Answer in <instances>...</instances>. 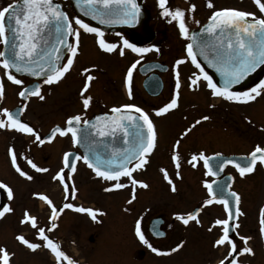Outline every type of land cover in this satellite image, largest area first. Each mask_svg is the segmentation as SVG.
<instances>
[{"label":"snow or ice","instance_id":"snow-or-ice-1","mask_svg":"<svg viewBox=\"0 0 264 264\" xmlns=\"http://www.w3.org/2000/svg\"><path fill=\"white\" fill-rule=\"evenodd\" d=\"M254 5L258 8L261 15L254 12L241 10L233 7L219 8L211 12L208 22L200 29L207 39H214V44L206 42V38H201L196 32H192L190 36L189 27L186 22V11L194 13L196 4H191L186 10L180 7L170 8L168 0H157L158 8L161 10L160 15L168 18L169 23L175 22L179 35L191 41L186 44V55L176 59L173 65L175 90L168 103H165L158 109H153L155 115L161 116L167 114L170 110L177 109L179 106L181 74L179 66L186 61L191 62L197 69L188 77V88L190 90H198L203 86L210 91L212 97L222 99L228 102L249 103L254 102L258 97L264 94V80H261L255 87L245 91L233 90V85H237L245 76L252 72L256 67L264 65V2L262 0H253ZM76 4L80 11L86 16H90L92 20H98L100 24H129L135 22L140 13V5L137 0H76ZM119 5L114 9L112 5ZM206 6L214 8L212 0H207ZM196 24L200 21L195 20ZM93 34L96 37V44L100 50L106 53H114L119 50L121 56L124 55L125 48L137 53L143 58V54L150 51H159L155 45L151 47H138L134 43H130L127 39L122 38V46L114 42H108L105 39V31L100 27H96L86 22L79 16L69 18V15L63 10L62 6L56 0H11L5 6L0 7V44H3L6 51L0 50V67L4 70L6 79L20 86L18 96L25 101L29 97H36L40 101L45 100L42 94L41 84L33 83L31 86L25 84L23 79L18 78L17 74H27L31 77H38L43 80L44 84L52 85L59 83L67 73L72 69L76 57L80 52L81 32ZM11 32L9 37L8 33ZM55 35V40L50 38ZM71 38V39H70ZM201 48V55L208 62V66L215 68L221 76V82L217 83L213 76L210 75L201 62L197 59V52L194 48ZM209 51L214 53L212 58L207 54ZM66 55V61L64 59ZM139 60L134 61L127 69L124 84L128 97L133 96V71L139 64ZM95 66L93 65L92 68ZM91 68L82 69V75L85 76L83 86L79 90L80 99L83 109L87 110L93 101L91 95H86L91 87L92 81L96 77L90 74ZM4 77H0V100L4 98L5 86ZM27 107L25 103L15 111L8 108L0 109V129L15 130L21 134H27L34 137L33 143L43 145L46 141L51 142L53 138L59 134L61 137H71L73 145H81L86 151L83 155L75 152H64L63 167L56 172L52 179L59 180L63 185L65 193H69L72 199L75 198L77 189L74 183H66L65 170L70 169L67 173V180H72V174L77 171V161H82L95 177L104 181H115L104 191H112L117 189H125L129 185L132 188L131 198L127 201L132 204L136 199L137 186L148 189L149 184L143 180L134 177V172L144 170L150 163L149 157L157 147L158 133L155 124L149 113L143 108L133 103H125L119 106H113L109 115L105 113L98 115L94 120L83 119L81 114L70 115L65 121V125H55L45 137H41L40 132L36 128L30 126L29 123L21 119L24 109ZM214 107V105H210ZM210 119L208 115H201L193 124L185 128L180 137H186L201 122ZM245 119H248L245 117ZM97 137H116L118 133H122L125 147L120 149L113 148L111 151L107 149H99L97 146L103 144V140ZM180 140L177 139L171 146V162L175 168L177 178L181 176V153L179 151ZM11 158V164L15 171L21 176L31 181L32 175L27 171H23L17 163L18 153L13 147L7 149ZM22 155V154H21ZM213 156L216 158L212 163ZM213 156H208L204 151L194 152L191 154L187 163L195 168L198 163L203 162L205 175L217 177L218 179L209 182L203 181V186L207 190L208 198L202 202L203 206H210L214 202L223 206L226 218H217L214 220L209 231L215 226L221 227V234L213 243V247L228 246L227 254L219 261V264H241L239 257L247 254L254 255V249L249 246V242L253 239L249 235H240L236 229L240 227L239 217L245 213L241 210V194L232 189L229 176L227 180L223 179L221 174L226 165H233L239 173L240 177L251 174L255 171L257 163L264 165V147L257 145L250 153L241 156L239 161L234 158H222L221 153L216 152ZM27 164L31 169L39 173H46L48 168L39 167L32 159L25 157ZM163 173L164 180L170 186L172 192L177 191L176 184L170 177L167 169L160 168ZM127 178L128 183H122L121 178ZM0 189H7V196L12 198L13 192L6 184L0 183ZM49 205L52 201L47 197H42ZM69 197L66 196V199ZM64 209H74L80 213L88 214L93 221L97 220V214L103 215L100 209L93 210L89 207L76 206L73 203H64L60 208V212ZM127 210V209H126ZM13 209L4 204L0 207V218L6 213H11ZM201 208H196L187 214H175L176 219L183 222L185 226L190 221L200 224L198 213ZM259 234L264 238V206L259 209ZM57 210L52 208L51 227H38L37 217L30 215L26 210L23 218L20 220L21 225L30 223L33 229H38L37 235L44 242V246L54 253L57 264L61 260H66L68 264H74L63 251L59 249V245L54 243L46 234L57 227L55 223ZM238 237L242 245L238 244L233 238L232 233ZM135 234L140 241L157 254L161 253L159 249L154 247L148 239L145 238L141 231L140 220L135 222ZM157 236H164L165 233L156 230ZM16 240L25 245L28 249L35 251L41 247V244L30 242L24 235H18ZM183 241L176 244L170 249L175 252L183 246ZM10 253L5 247L0 246V264H10Z\"/></svg>","mask_w":264,"mask_h":264},{"label":"rangeland","instance_id":"rangeland-1","mask_svg":"<svg viewBox=\"0 0 264 264\" xmlns=\"http://www.w3.org/2000/svg\"><path fill=\"white\" fill-rule=\"evenodd\" d=\"M58 1L64 5L69 17H73L74 12L69 5V1ZM10 2L11 0H0V7ZM212 2L214 8H208L206 6L207 0H168V6L173 9L180 7L186 10L191 4H196L197 7L194 13H188L186 11V22L189 31L202 25L211 15V12L219 8L233 7L254 12L258 16L261 15L258 8L254 5L253 0H212ZM144 3L150 9L158 7L156 2H151L150 0H145ZM156 13H159L160 19L153 26H155L156 37L159 38L156 42L160 45L161 50L159 54H145L143 58H140V62L159 55V58L171 66L172 59L174 58L173 54H178V59L186 55L185 47L189 43V39L179 35V30L175 22L166 23L163 20L165 17L160 15V11ZM195 20L200 21V23L196 24L194 22ZM147 24H152V19L147 20ZM86 40L90 39L88 38ZM162 50L163 54L160 55ZM88 53L82 46L80 60L74 63V71L80 65L84 64L82 59L84 60L85 58L91 59L86 61V64L94 63L96 67L104 65L100 63V57L93 56V52ZM131 58H124L121 61L116 56L108 57L109 63L106 66L108 70L107 78L110 76L117 78L119 76V73L116 71L117 67L122 66V63L125 66ZM183 66H187L190 69L192 67L190 60L180 65V68ZM74 71H71L59 85L60 118L64 114L70 113L69 109L72 106V101H74L71 90H80L82 87L80 82H76L75 79L71 78ZM165 78L171 80V73H166ZM201 86H203V83ZM199 94L203 96L201 95V98L194 96L195 98L191 100L192 102L183 100L179 103L178 108L174 110V114L172 115L174 118H181V112L186 111L190 114L192 111L194 115L192 121H195L199 112L202 111L214 118L215 124H211L212 119H210L201 125H197L193 129L194 135L196 133H204L205 136L200 140L201 142L198 141L199 143L197 142L195 144L193 150L204 151L207 155L209 153L213 154V151L230 152L250 149L252 144L257 141L255 137L259 134L258 129L262 130L264 128V94L254 102L245 104L236 102L229 103L222 99L211 98L209 91L204 86L200 87ZM86 95H89L88 92ZM210 105H214L215 108H210ZM92 108H95L93 104ZM29 117H33V115ZM245 117L248 119H245ZM234 122L235 124H233ZM214 125L215 134L207 138L205 132L210 126L212 128ZM218 135L220 138H218ZM227 138L231 142L235 141L234 146L230 147L225 143ZM61 144L60 151L65 145L63 141H61ZM153 164L154 162L151 163L147 170L153 169ZM182 169L185 170V167ZM167 171L169 173V167H167ZM226 172L235 175L228 168ZM184 173L185 181L177 185L173 172H170L169 175L179 191L178 195L174 193L172 197L167 194L164 195L163 191L167 187L161 178L159 176L157 178L151 175L149 176L147 171V175L145 173L141 176V179H144L149 184V188H140L142 199L139 208L147 207L149 203H155L157 209H160L159 204H162V206L166 205L163 207H166L169 212L174 214L175 212L184 211L192 205L203 202L204 199L208 198L206 189L203 186V181L208 179L206 175L204 174L203 181L200 182L198 177L200 174L199 171L196 172L188 166V171L185 170ZM4 175H7V172ZM16 175L15 173H10L9 176H5L4 181L6 184L11 182L13 176L16 178ZM253 179L254 177L237 179L235 186L232 187L234 191L241 194L242 200L240 208L245 213L244 216L239 217L240 227L236 231L240 235L253 237L249 242V246L254 249V255L245 254L239 257L238 259L241 264H264V238L259 234L258 223L259 209L261 206H264V188H262L260 176L259 183L255 184L258 187L254 190L253 188L251 189L250 186L253 184L251 182ZM18 180L20 181V185L15 188L10 186L13 191H16V201L21 200L24 196L23 193L29 187L26 181L23 183L22 178ZM72 181L77 189L76 199L72 203L76 206L89 207L93 210L100 209L104 213L103 215L98 213L97 220L93 221L88 214L70 209V212L64 213L59 217L55 229L50 232L46 231L52 240L58 238L59 241L54 243L59 244L60 249L72 257L75 264H219V261L227 254V245L213 247L215 239L221 234V227L215 226L211 231L208 229L213 225L215 219L225 218V213L220 205L212 204L202 208V217L199 218L200 224H193L187 229H183V227H179V229L172 228L167 238L169 242H150L161 253L168 252V254L153 253L149 249L140 259L133 258L132 253L134 255V248L137 246L142 248L146 247L142 242L137 244L135 241H132V211L129 212L128 209H122L118 194L113 192L101 193L100 182L89 172V169L83 163L77 165V171ZM47 184L45 183L44 185V193L46 194L43 196H47L52 201V205H49L44 199L37 202L35 196H30V191L24 193L26 194V198L21 205V208L23 206V211L26 209L31 212L30 215L37 217L38 227H45L46 229L49 225L47 211H50L52 207L58 208L62 201L65 200L62 197L64 195H61V189H57L55 184L47 187ZM181 191L182 193H180ZM15 206L18 207L16 208V212L20 213V210L22 211L19 207L20 204L17 203ZM123 215L127 216V218ZM20 216L18 214L17 219L11 221L12 217L8 215L4 221L5 224L0 225V246L5 247L10 253L14 254L11 257L10 264H57L54 253L46 248L42 239L38 237V229H33L30 223H25L24 225L19 224ZM21 234L30 242L41 244V247L35 251L28 249L16 240V237ZM232 236L238 244L242 245V242L235 236V232L232 233ZM145 238H147L146 233ZM181 241L184 242L181 248L175 252L169 251ZM60 264L66 263L61 260Z\"/></svg>","mask_w":264,"mask_h":264},{"label":"flooded vegetation","instance_id":"flooded-vegetation-1","mask_svg":"<svg viewBox=\"0 0 264 264\" xmlns=\"http://www.w3.org/2000/svg\"><path fill=\"white\" fill-rule=\"evenodd\" d=\"M144 1L145 0H141L148 15L146 17L145 22L137 30L133 31L132 33L105 31V39L108 42H114L121 46H122V38L127 39L130 43L136 44L138 47H151L152 45H155L157 48H159L158 52L153 50L145 54H159L161 47L156 42L159 40V38L156 37V33L154 29L155 26L153 25L154 23L157 22V20L160 19L159 13H156V12L161 11V10L158 7H156L155 9H150L147 6V4L144 3ZM150 1L157 3V0H150ZM150 19H152V24H147V20H150ZM163 20L166 23L169 22L168 18H164ZM85 38L86 39L89 38L90 40H86ZM82 46L89 53L93 52V56L100 57V60H101L100 63L105 65V66L101 65L100 67H96L94 63L86 64L85 62L91 59L85 58L84 60L82 59V61H84V64L80 65L76 71H74L73 69L74 65L72 69L70 70V72L74 71L73 72L74 74L71 75V78L75 79L76 82H80L82 86H83L84 79H85V76L81 74L83 68L85 67L91 68L92 71L90 74L96 77V79L92 81L91 87L88 91V94L93 97V101L87 110L83 109L82 101L79 95V90H71V93L74 96V101H72V106H70V109H69L70 113L64 114L63 117L60 118L59 85L70 72L67 73L65 77L59 83L52 84V85L44 84L42 79L37 80L36 82H39L41 84V91H42V94L45 95V100L40 101L36 97H29L27 101H25L23 98L19 99L18 92L20 90V86H17L9 82L6 79V77H4V70L2 67H0V77H4L5 92H4L3 100H0V109L8 108L11 111H15L17 107L20 108L25 103H27V107L24 109L21 115V119L24 122L29 123L30 126L36 128V130L40 132L41 137L43 138L47 134H49L50 130L55 125L64 126L67 117L70 115L81 114L82 121H83V119L89 120L99 114L108 113L109 115H111L112 114L111 108L113 106H119L125 103L136 104L137 106L143 108L146 112L149 113V116L153 120L157 133H158V141H157L156 149L154 150L152 155L149 157L150 163L146 166L144 170L134 172L133 174L134 177L138 180L144 181V179H141V176L144 175L145 173L147 175V171H148L149 176L151 175L156 178L157 176H159L162 182L167 187L165 191H163V193L164 195L167 194L168 196H172V194L174 193L178 195L179 191L178 189L176 192H172L171 190H169L170 186L165 180H163L164 179L163 173L160 171V168L167 169V167H169V174L170 172H173L174 177L176 178L175 182L177 183V185L178 183L181 184L182 182L185 181L184 171L185 170L188 171V166L190 169H193L196 172L199 171L200 172V174L198 175L199 180L200 182L203 181V177H204L203 162L201 161L200 163L197 164L195 168H193L191 167V165L187 163V160L190 159L192 153L199 152L196 149L193 150V147L198 141L202 140L205 137L204 133H200V134L196 133V135H194L193 133L194 131L192 130L186 137H183V138L180 137V133L185 128L193 124L194 122L192 121L194 119L193 112L191 111V113L189 114V112L184 111L180 113L181 118H174V116L172 115L174 114L175 109L170 110L167 114H164L161 116L155 115L153 111V109H158L159 107H162L165 103H168L171 96L174 94L175 79H174L173 65H174L175 60L178 59V54H173L174 58L172 59L171 66H169V64H167L166 61L159 58V55L150 57L142 62H139V64H137L136 68L133 71V86H132L133 96L130 99L126 92L124 78H125L128 67L134 61H137V60L140 61L141 56L137 53L132 52L130 49H127V48H125L123 56L119 54V50L111 54L103 52L102 50L98 48L96 44V37L93 34H87L82 31L80 52L78 56L76 57L75 61L79 62L80 60ZM168 49H165V50H168ZM125 52L128 54H126ZM145 54H143V56H145ZM162 54H163V50L160 55ZM114 55L116 56L118 60L120 59L121 61L124 58H129V57H132V58L129 60V62L125 64V66H123V63H122V66L117 67L116 71L119 73V76L117 78L116 77L114 78V76H110L107 78L108 70L106 69V66L109 63L108 57H115ZM64 59L66 61V55ZM146 62H159L160 64H157L158 68L165 67L164 71H160L158 69L154 70V73H158L161 78L160 90L158 91L157 94H154L152 92H156V90L158 89L155 88L154 90L150 92V90L145 89L142 85L145 80L149 79L150 77L149 75H151L150 73L144 76L140 75L139 67L141 64L146 63ZM93 65L95 66L94 68H92ZM191 65L192 67L190 69L187 66H183L181 68L179 66L182 86L180 89V98H179L178 103H181L183 100L185 101L194 100L195 98L194 96L201 98L202 94H199L200 88L195 91L190 90L188 88V83H189L188 77L191 76L193 72L197 71L195 66L193 64ZM263 69L264 67L257 73V75L250 81V83L247 86L239 87L234 90L245 91L249 88L255 87L256 84H258L261 80H264ZM168 72L171 73V80H168L165 78V75ZM18 78L23 79L26 85L34 82L33 79H29L27 77L18 76ZM209 96L211 98H214L211 96L210 91H209ZM231 103H234V102H231ZM92 104L95 106L94 109L92 108ZM242 104H245V103H242ZM5 105L6 107H4ZM210 108H215V106L210 107ZM201 112H199V114L197 115L196 117L197 119L201 115L210 116L206 112H202V113ZM31 115H33V117H29ZM0 118H5V117H2V115H0ZM210 119H212L211 124H215L214 118L210 116ZM201 124H203V122H201L200 125ZM233 124H235V122ZM258 132L259 134L255 137L257 141L254 142L252 144V147L248 150L241 149V150H234L230 152L229 151L228 152L213 151V153L222 152L225 154L247 155L257 145H259L260 147H264V128L262 130L258 129ZM214 134H215V125L212 128L210 126L205 132V135L207 138L210 136H213ZM218 138H220L219 135H218ZM177 139L180 140L179 151L182 157L181 168H180L181 176L179 178H177L175 175L176 170L170 159L171 146ZM33 140H34V137L29 136L27 134H21L19 132H16L15 130H10V129H0V183L6 184V182L4 181L5 176H9L10 173L17 174L16 178L13 176L11 182L9 184L7 183L6 185H8V187L13 186L15 188L16 186L20 185V181L18 179L22 178L23 183L26 181V183L29 185L27 191L24 193H28L30 191L31 192L30 196L31 197L35 196L37 202L40 200H43L42 197L43 195L46 194L44 193L45 183H48L47 187L53 186L55 184L57 189H61V195H64L62 197H64L65 199L58 206V208H61L63 204L66 202L72 203V201H75V198L72 199L70 197V190H69V193H65L64 187L59 182V180L54 181L52 179V176H54L56 172L59 171L61 167H63L62 160H63L64 152L66 151L75 152L78 150L77 147L72 144L70 135L61 137L59 134H57L51 142L46 141L43 145H40L38 143H33L32 142ZM252 140H254V138H252ZM61 141H63L65 145H64V148L62 147V150L60 151V146H62ZM225 143H227V145L231 147V146H234L235 141L231 142L227 138ZM9 147H13L18 153L17 163L23 171H27L29 172L30 175H32L33 179L31 181L27 180L24 177H21L13 168L11 164V158L7 152V149ZM78 154L81 155L80 152ZM210 154L212 153H209L207 155H210ZM25 157L32 159L33 162L36 163L39 167L48 168L49 171L46 173L36 172L34 169H31L30 165L27 164ZM77 162L83 163L82 161H77ZM153 162L154 164L152 166H154V168L147 170V168ZM184 167H185V170L182 169ZM227 168L232 170L235 173V175H233L232 187L235 186L237 179H241V178L245 179V178L254 177V179L251 181L253 184H251L250 186V188L251 189L253 188L254 190L258 187V186H255V184L259 183V179L261 176V185H262V188H264V165H260L259 162L257 163L255 171L251 174H246L244 177H240L239 173L235 170L233 166L229 165L225 168V170ZM5 172H7V175H4ZM89 172L92 173V175L95 177L91 169L89 170ZM67 173L68 171L65 170V177H66L65 182L72 184L73 183L72 180L71 181L67 180ZM75 173L72 174V178L75 175ZM97 179L101 184V187H100L101 193L113 192L115 194H118L120 197L119 203H121L122 209L123 208L128 209L129 212L132 211L131 212V222H132V231H133L132 241L133 242L135 241L137 244L141 242L139 237L136 236L135 234V222L138 219L140 220V224L142 228L141 231L144 234V236L146 233V236H147L146 239H148L149 242H165V241L169 242L167 238L170 235L172 228L179 229V227H183V229H187L189 226L193 224H197L195 221H190L189 224L185 226L182 221L176 219L175 214H182V215L187 214L191 212L193 209L199 207L201 208V211L200 213H198V219L202 217V208L204 207L202 205V202L198 203L200 205L198 204L192 205L190 208L184 211L175 212L174 214L172 212H169L166 207H163L166 205L162 206V204H159L160 209H157L156 207L157 205L155 203H149V206L139 208V204H141V199H142V193L140 191L141 187L137 186L136 199L133 201L132 204H128L127 201L131 198V194H132L131 185H129L125 189L104 191L105 188L109 187L111 183H115V181L108 182L100 178H97ZM210 180H211V177L209 178V181ZM120 182L126 183V184L128 183L127 178H123V177L121 178ZM12 192H13L12 198L9 199L7 196V189H0V207H3L4 204H8L13 209L11 213H6L4 217L0 218V225L5 224L4 221L8 215H11L12 217L11 221H14L17 219V216L19 214L21 215L19 220H21L23 218L24 212L26 211V209H24L23 211V206L21 208V205L23 204L24 199L26 198V194L23 193L24 196L21 198V200L16 201L15 200L17 198V196L15 195L16 191L12 190ZM180 193H182V191ZM66 196H68L69 198L66 199ZM17 203L20 204L19 207L22 209V211L20 210V213L16 212V208L18 207L15 205ZM70 211H71L70 209H64V211L61 212L59 217H61L64 213H67ZM28 213L31 214V212L29 211ZM48 213H49V210L47 211V214ZM123 216L127 218V216L125 215ZM151 225L153 226V230L152 228H150ZM157 229L159 231L164 232L165 235L162 237H156L157 235L155 233ZM58 241H59L58 238L53 240V242H58ZM145 247L146 248L137 246L136 248H134V255L132 253V257L137 258V259H140L141 257H143L149 250L147 245H145Z\"/></svg>","mask_w":264,"mask_h":264},{"label":"water","instance_id":"water-1","mask_svg":"<svg viewBox=\"0 0 264 264\" xmlns=\"http://www.w3.org/2000/svg\"><path fill=\"white\" fill-rule=\"evenodd\" d=\"M68 1L70 2V5H71V7H72V9H73V11H74V13H75L76 16H79L80 18L84 19L86 22L90 23L93 26L100 27L101 29L107 30V31H118V32H129V33H132L135 29H137V28H139L141 26V24L143 23L145 17L147 16V13H146V11L144 10V8H143V6L141 4V1L140 0H137L138 4L140 5V13H139L138 17L136 18L135 22L129 23V24H111V25H104V24H100V22L98 20H92L90 16L84 15V13L81 12L80 9H79V7L77 6L76 0H68ZM56 2L59 3L62 6L63 10L66 12V10L63 7V5L60 2H58L57 0H56ZM112 7L114 9H116V8L119 7V5L113 4ZM207 22H208V20L201 27H199L198 29L191 31L190 32V36H191V33L192 32H196L199 36H201V38H206L205 37V34H203V33L200 32V29L203 26H205L207 24ZM8 35L10 37L11 36V32H9ZM50 39L54 41L55 40V35L53 34V36ZM190 42L197 43V42L191 41V40H190ZM206 42L209 43V44H214L215 43V40L214 39H207L206 38ZM1 50L6 51V48H5V46L3 44H2ZM194 51L197 52V58L204 65V67L209 71V73L213 76V78L215 79V81L217 83H220L221 82V79H222L221 76H220V74L216 71L215 68H211V67L208 66V62L204 59V56L200 54L201 53V48L200 47H196V48H194ZM207 54L209 55L210 58H212L214 56V53L211 52V51H209ZM157 64H160V63H158V62H148V63H145V64H143V65L140 66L139 71H140V73L142 75H145V74L153 71L154 69H158L160 71H164L165 70V67L158 68ZM262 66L263 65H260V66L256 67L252 72H250L247 76H245V78L242 81H240L239 84L233 85V89H235L237 87H240V86L246 85L251 80V78L259 71V69H261ZM17 75H23V76H27V77L34 78V79H40L38 77H31V76H29L27 74H17ZM149 76H148L149 79H147V80H145L143 82L144 87H145V89L150 90V92L152 90H154L155 88L158 89V90H156V92H152L154 94H157L158 91L160 90L161 79H160V77L157 74L151 73V75H149ZM32 84H29L28 86H31ZM100 115H103V114H100ZM111 115H113V114H111ZM96 116H98V115H96ZM95 117L91 118L90 121L91 120H94ZM122 135H123L122 133H118L116 137L108 136V137L101 138V137H97L95 135V133H93V136L96 139L103 140V144H100L97 147L99 149H107L109 151H111L113 148L120 149V148H123V147L126 146L125 143H124V141H123ZM77 147L79 148V150L81 151V153L83 155L84 152L86 151V149L83 146H81V145H77ZM75 153H77V152H75ZM221 155H222V158H234V159H237V161H239V158L241 156H244V155H237V154H228L227 155V154H222V153H221ZM210 156H213V155H210ZM215 159L216 158L213 156L212 163H215ZM68 170H69V172L71 171L70 169H68ZM221 176H222L223 179L227 180L228 177L231 176V175L230 174H224V173H222ZM211 177H213V176H211ZM213 178H214L213 180L218 179L217 177H213ZM230 183L232 184V181H230ZM59 214H60V211L57 210L56 219H57V217H58ZM51 216H52V214H51ZM150 228H152V230H153V226L152 225L150 226ZM156 237H162V236H156Z\"/></svg>","mask_w":264,"mask_h":264}]
</instances>
